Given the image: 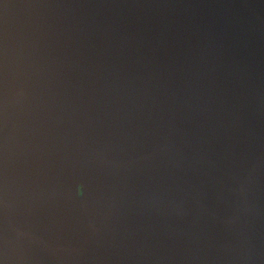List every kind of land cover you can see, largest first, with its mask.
Returning a JSON list of instances; mask_svg holds the SVG:
<instances>
[{
    "label": "water",
    "instance_id": "1",
    "mask_svg": "<svg viewBox=\"0 0 264 264\" xmlns=\"http://www.w3.org/2000/svg\"><path fill=\"white\" fill-rule=\"evenodd\" d=\"M0 264H264V0H0Z\"/></svg>",
    "mask_w": 264,
    "mask_h": 264
}]
</instances>
